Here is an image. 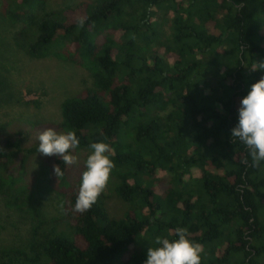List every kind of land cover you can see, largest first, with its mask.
Segmentation results:
<instances>
[{"label":"trees","instance_id":"trees-1","mask_svg":"<svg viewBox=\"0 0 264 264\" xmlns=\"http://www.w3.org/2000/svg\"><path fill=\"white\" fill-rule=\"evenodd\" d=\"M1 12L28 58L89 72L93 86L64 100L62 121L36 125L75 130L77 149L108 143L127 212L110 217L104 193L74 212L81 182L71 180L73 165L0 125L3 207L31 226L23 243L0 247V264H144L145 238L174 240L178 227L203 245L201 264H264V162L253 167L231 137L242 99L264 77L251 70L264 62V0H89L58 11L48 0H8ZM37 159L62 194L59 218L37 201Z\"/></svg>","mask_w":264,"mask_h":264},{"label":"rangeland","instance_id":"rangeland-1","mask_svg":"<svg viewBox=\"0 0 264 264\" xmlns=\"http://www.w3.org/2000/svg\"><path fill=\"white\" fill-rule=\"evenodd\" d=\"M7 1L0 0V125H8L11 132H26L29 142L33 143L46 130H39L36 124H59L62 121L61 106L64 100L82 89L92 87L93 83L89 72L84 68L65 65L55 59L31 60L15 47L13 36L18 27L11 25L1 12ZM84 1L89 0H48V9L58 11ZM159 21L162 23L161 41L168 44L171 35L170 15L162 10ZM260 22L264 26V12ZM167 112L160 115L165 117ZM90 152L84 149L74 150L73 154L78 157L71 175L74 183L82 182ZM31 168L41 183V188H37L35 192L47 218L61 217L63 197L56 192L57 189L50 188L49 171L39 159L34 161ZM103 193L107 197L110 217H124L127 208L116 197L112 173ZM30 227V222L24 220V217L3 207L0 196V247L23 243L28 238ZM152 238H155L154 235ZM144 244L154 247L155 240L146 237Z\"/></svg>","mask_w":264,"mask_h":264},{"label":"clouds","instance_id":"clouds-1","mask_svg":"<svg viewBox=\"0 0 264 264\" xmlns=\"http://www.w3.org/2000/svg\"><path fill=\"white\" fill-rule=\"evenodd\" d=\"M251 70L264 71V62L255 63ZM231 137L247 147L253 167H259L264 162V77L252 84L250 92L242 99L239 122L231 130ZM38 140L39 154L57 156L64 165L78 162V157L73 154L80 144L75 130L57 132L48 128L40 133ZM89 147L91 152L86 159V170L73 208L74 212L79 213L87 212L97 202L107 188L115 168L108 143L93 142ZM53 169L57 178L64 175L59 165H54ZM175 235L178 238L174 240L157 236L156 246L148 248L144 264H201L203 245L189 238L187 228L178 227Z\"/></svg>","mask_w":264,"mask_h":264}]
</instances>
